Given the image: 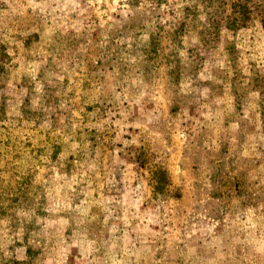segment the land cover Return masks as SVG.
I'll return each instance as SVG.
<instances>
[{
  "label": "rangeland",
  "instance_id": "374dc122",
  "mask_svg": "<svg viewBox=\"0 0 264 264\" xmlns=\"http://www.w3.org/2000/svg\"><path fill=\"white\" fill-rule=\"evenodd\" d=\"M0 46V264H264V0H0Z\"/></svg>",
  "mask_w": 264,
  "mask_h": 264
},
{
  "label": "trees",
  "instance_id": "16d2710c",
  "mask_svg": "<svg viewBox=\"0 0 264 264\" xmlns=\"http://www.w3.org/2000/svg\"><path fill=\"white\" fill-rule=\"evenodd\" d=\"M4 48H2V46H0V54H1V56L2 57H5L6 58V54L3 52L4 50H3ZM160 186V185H159ZM31 248H28L27 250H26V253H28L29 255H30V253H31Z\"/></svg>",
  "mask_w": 264,
  "mask_h": 264
}]
</instances>
